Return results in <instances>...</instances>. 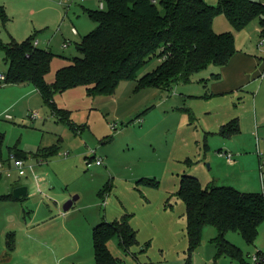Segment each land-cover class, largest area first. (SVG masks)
I'll return each instance as SVG.
<instances>
[{
	"label": "rangeland",
	"instance_id": "1",
	"mask_svg": "<svg viewBox=\"0 0 264 264\" xmlns=\"http://www.w3.org/2000/svg\"><path fill=\"white\" fill-rule=\"evenodd\" d=\"M205 2L213 6L218 0ZM99 4V0H0L8 16L5 23L0 19V37L9 44L34 36L42 49L49 43L55 55L47 75L51 84L67 65L65 58L81 56L78 45L94 27L84 8L99 10ZM73 26L78 36L72 34ZM261 30L258 20L235 31L225 16L216 18V31L233 33L237 51L264 64ZM66 41L68 48L63 46ZM4 58L1 51L0 75L8 70ZM159 64L157 57L152 58L139 78ZM217 70L209 66L194 74L190 83L179 81L167 89L137 91L136 81L123 82L113 97L91 96L85 86L57 93L58 107L70 112L69 124L52 116L33 86L0 83V163L4 165L0 264H95L93 229L126 212L132 216L139 246L126 253L115 238L109 243L111 253L120 264H161L140 252L157 255L171 248L174 255L187 241L186 206L176 195L184 175L198 178L204 187L228 185L264 193L260 155L264 153V71L238 97H211L215 81L211 77ZM33 112H39L40 118L32 119ZM228 116L229 123L238 120L240 132L226 140L219 134L222 128L217 129ZM54 148L56 154L45 158L46 151ZM18 152L26 156L24 176L8 166L10 154ZM225 152L233 155L236 166L229 164ZM93 154L102 165L95 161L88 167ZM144 178L158 186L140 183ZM19 186L28 188L25 197H5ZM70 201L72 206L65 210ZM204 230L201 256L205 257L198 264H236L227 258L214 261L212 239L218 233L211 226ZM226 238L243 251L249 264H255L253 246L240 233L230 232ZM132 254H137V262Z\"/></svg>",
	"mask_w": 264,
	"mask_h": 264
},
{
	"label": "trees",
	"instance_id": "2",
	"mask_svg": "<svg viewBox=\"0 0 264 264\" xmlns=\"http://www.w3.org/2000/svg\"><path fill=\"white\" fill-rule=\"evenodd\" d=\"M106 3L107 9H84L95 28L78 45L83 49L81 56L65 58L67 65L57 71L51 84L47 75L55 55L50 50L34 46V36L22 43L13 40L9 44L0 37V52H4L8 64L4 84L32 85L52 116L69 124L70 112L58 107L57 93L85 86L91 96L113 97L120 85L128 81L137 82V91L167 89L179 81L190 83L194 74L209 66L220 69L227 66L237 53L233 33L215 32L214 21L218 16H225L235 31H242L254 20L264 28V0H218L213 6L205 0H106ZM0 19L4 23L8 20L1 6ZM154 57L160 64L139 78L140 71ZM239 128L238 120H234L223 126L219 134L231 138L239 134ZM56 152L55 148L47 150L45 158ZM14 156L21 160L26 157L19 152ZM140 183L158 186L156 181L145 178ZM102 194L103 191L99 195ZM176 195L186 206L187 264H191V256L202 245L207 226L218 233L217 260L228 257L247 264L243 251L226 237L230 232H238L248 245H255L264 223V193L213 184L204 187L198 178L184 175ZM5 197L16 200L13 194ZM131 220L132 216L126 214L93 229L95 264H120L109 248L115 238L126 253L139 246L138 232ZM11 243L14 246L13 239ZM257 254L263 256L260 251Z\"/></svg>",
	"mask_w": 264,
	"mask_h": 264
},
{
	"label": "crops",
	"instance_id": "3",
	"mask_svg": "<svg viewBox=\"0 0 264 264\" xmlns=\"http://www.w3.org/2000/svg\"><path fill=\"white\" fill-rule=\"evenodd\" d=\"M99 1L101 3L102 0H99ZM74 27L75 26H73V28ZM94 28H95V25H94L93 29ZM214 30L216 33H219L218 31H216V19L214 21ZM79 34L80 33L78 31V35ZM78 35H75V36H78ZM40 46H41V44L39 42L38 47L40 48ZM44 47L46 50H49L50 49L49 43H47L46 46H44ZM263 67H264V64H262V62L260 61L259 58L237 51V53L234 55V57L231 59V61L229 62V64L227 66L221 68L220 70H217L216 73L212 74L211 79H214L215 81L211 83L210 96L211 97H227V96L231 95V96L238 97L240 95V92L243 90V88L248 86L253 80H255V78H257L258 76L263 74V71H264ZM217 74H219L220 77L216 79L215 76ZM29 86H32V85H26V86H24V88L25 87L27 88ZM15 87L21 88L23 86H15ZM36 92L38 93L37 90H36ZM230 118H231V116L230 117L228 116V117H225L224 119H222L220 122V125H218L217 130H220L224 125L228 124ZM226 140H227V138H226ZM225 153H227V152H225ZM93 157L94 156L92 155L91 159H93ZM236 163H237V161L234 163L229 162V164L231 166H234V165L236 166ZM8 166L10 168L9 161H8ZM1 175H2V173H1ZM20 186H22V185H20ZM226 186H228V185H226ZM9 195H10V193L7 196H9ZM126 214H127V212H126ZM131 225L136 230L132 220H131ZM203 239H204V233H203ZM203 239H202V245L200 246V248H198L193 253V255L191 256V264H198L199 260H201V258L205 257V255L201 256V253H202L201 251H202V248L204 247V240ZM212 243H213L214 251H215V255L213 256V258H214V261L216 262V260H215L216 253H217V251H216V237H213ZM187 250H188V241H186L184 244H182L180 246V248H176V253L174 255L172 254V252L174 250H171V248L161 249L157 255H152L151 253H144L143 251H141L140 253H142L144 256H146L147 259L151 262L166 264V263L173 262L175 259H177L179 264H187V260H188ZM252 251L254 252L252 255L257 254V252L260 251L264 256V223L260 227L259 236L257 238L255 245H253ZM196 254H197V256H195ZM250 254H251V252L248 253V257L250 256ZM132 255L134 256L133 258L137 262L138 261V259L136 257L137 254H132ZM4 258H5V256H4ZM222 258H227V259L231 260L228 257H222ZM222 258H220L221 261H226ZM231 261L233 263L239 264L238 262H235L233 260H231ZM247 264H249L248 261H247Z\"/></svg>",
	"mask_w": 264,
	"mask_h": 264
},
{
	"label": "built area",
	"instance_id": "4",
	"mask_svg": "<svg viewBox=\"0 0 264 264\" xmlns=\"http://www.w3.org/2000/svg\"><path fill=\"white\" fill-rule=\"evenodd\" d=\"M106 5L104 2L101 1L100 5H99V9L103 10L105 9ZM72 34L73 35H78V31L76 28H72ZM39 45V42L36 40L34 42V46H38ZM70 45L69 42H66L63 46L64 48H68ZM260 45H264V28H262L261 30V36H260ZM6 80V77L5 75H0V83H3L5 82ZM32 118L33 119H38L40 118V115L38 112H33L32 113ZM8 119H11V116L8 117ZM224 156L227 157L228 161L230 163H234L235 160H234V157L231 153H224L223 154ZM261 157H262V161H261V168L262 170L264 169V153L263 154H260ZM93 159H89L87 165L88 167H92L94 165V162L96 163V165H102V161L101 160H97L96 157H95V154H93ZM94 160V161H93ZM9 164H10V170L11 168H14L18 171V175L19 176H24L26 174L25 172V162L24 160H21V159H17L14 155H10V159H9ZM3 163H0V171L3 169ZM8 176H10V173L8 172ZM253 262L256 263V264H264V257L261 256V255H258V254H254L253 255Z\"/></svg>",
	"mask_w": 264,
	"mask_h": 264
},
{
	"label": "water",
	"instance_id": "5",
	"mask_svg": "<svg viewBox=\"0 0 264 264\" xmlns=\"http://www.w3.org/2000/svg\"><path fill=\"white\" fill-rule=\"evenodd\" d=\"M78 51H82L83 49L78 47ZM28 188L27 187H18L14 190L13 196L16 200L21 199L27 195ZM72 206V202L70 201L66 206L65 210H68Z\"/></svg>",
	"mask_w": 264,
	"mask_h": 264
}]
</instances>
